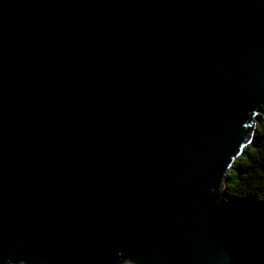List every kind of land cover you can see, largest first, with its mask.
Returning <instances> with one entry per match:
<instances>
[{
  "label": "water",
  "instance_id": "water-1",
  "mask_svg": "<svg viewBox=\"0 0 264 264\" xmlns=\"http://www.w3.org/2000/svg\"><path fill=\"white\" fill-rule=\"evenodd\" d=\"M262 116L264 0H0V264H236Z\"/></svg>",
  "mask_w": 264,
  "mask_h": 264
},
{
  "label": "trees",
  "instance_id": "trees-1",
  "mask_svg": "<svg viewBox=\"0 0 264 264\" xmlns=\"http://www.w3.org/2000/svg\"><path fill=\"white\" fill-rule=\"evenodd\" d=\"M246 149L247 157H238V181L224 183L221 199L237 244L236 264H264V129L256 127Z\"/></svg>",
  "mask_w": 264,
  "mask_h": 264
},
{
  "label": "rangeland",
  "instance_id": "rangeland-1",
  "mask_svg": "<svg viewBox=\"0 0 264 264\" xmlns=\"http://www.w3.org/2000/svg\"><path fill=\"white\" fill-rule=\"evenodd\" d=\"M257 128L259 130L264 129V116H262L260 118V120L257 123ZM250 150H252V146L250 147ZM243 157L246 158L248 155V150L246 148H244L243 150ZM240 157V156H239ZM239 158H237L235 160V162L230 166V168L228 169L227 173H226V179L225 182L228 183V185H233L234 183H236V181H238L239 178V174H240V169L238 166L239 163Z\"/></svg>",
  "mask_w": 264,
  "mask_h": 264
}]
</instances>
